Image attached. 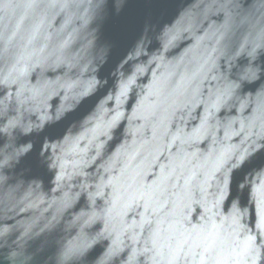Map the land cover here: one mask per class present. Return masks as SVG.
I'll list each match as a JSON object with an SVG mask.
<instances>
[{
  "label": "water",
  "instance_id": "1",
  "mask_svg": "<svg viewBox=\"0 0 264 264\" xmlns=\"http://www.w3.org/2000/svg\"><path fill=\"white\" fill-rule=\"evenodd\" d=\"M0 264H264V0H0Z\"/></svg>",
  "mask_w": 264,
  "mask_h": 264
},
{
  "label": "snow or ice",
  "instance_id": "2",
  "mask_svg": "<svg viewBox=\"0 0 264 264\" xmlns=\"http://www.w3.org/2000/svg\"><path fill=\"white\" fill-rule=\"evenodd\" d=\"M247 163H248V159H247L246 156H242V157H240L238 160L234 161V165H235V167H237V168L243 167V166H245ZM204 251H205L206 254H208V253H210V252H212V251H215V249H212L211 247H206V248L204 249Z\"/></svg>",
  "mask_w": 264,
  "mask_h": 264
}]
</instances>
